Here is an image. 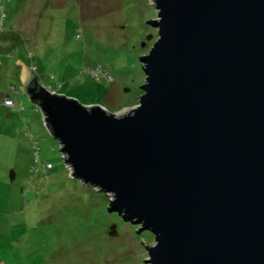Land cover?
<instances>
[{
	"label": "water",
	"instance_id": "1",
	"mask_svg": "<svg viewBox=\"0 0 264 264\" xmlns=\"http://www.w3.org/2000/svg\"><path fill=\"white\" fill-rule=\"evenodd\" d=\"M153 3L129 111L26 92L71 176L153 234L148 262L264 264V0Z\"/></svg>",
	"mask_w": 264,
	"mask_h": 264
},
{
	"label": "rangeland",
	"instance_id": "2",
	"mask_svg": "<svg viewBox=\"0 0 264 264\" xmlns=\"http://www.w3.org/2000/svg\"><path fill=\"white\" fill-rule=\"evenodd\" d=\"M155 18L153 0H0V264H151L153 234L71 176L26 86L129 111Z\"/></svg>",
	"mask_w": 264,
	"mask_h": 264
},
{
	"label": "built area",
	"instance_id": "3",
	"mask_svg": "<svg viewBox=\"0 0 264 264\" xmlns=\"http://www.w3.org/2000/svg\"><path fill=\"white\" fill-rule=\"evenodd\" d=\"M6 104H7V105L11 104L10 99H7Z\"/></svg>",
	"mask_w": 264,
	"mask_h": 264
},
{
	"label": "trees",
	"instance_id": "4",
	"mask_svg": "<svg viewBox=\"0 0 264 264\" xmlns=\"http://www.w3.org/2000/svg\"><path fill=\"white\" fill-rule=\"evenodd\" d=\"M32 80H33V79H32ZM32 80H31V81H32ZM31 81H30V82H31ZM30 82L28 83V85L30 84ZM28 85H27V86H28Z\"/></svg>",
	"mask_w": 264,
	"mask_h": 264
},
{
	"label": "crops",
	"instance_id": "5",
	"mask_svg": "<svg viewBox=\"0 0 264 264\" xmlns=\"http://www.w3.org/2000/svg\"><path fill=\"white\" fill-rule=\"evenodd\" d=\"M29 83V82H28Z\"/></svg>",
	"mask_w": 264,
	"mask_h": 264
}]
</instances>
